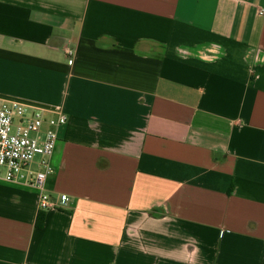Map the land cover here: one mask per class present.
<instances>
[{
    "label": "crops",
    "instance_id": "0c3cea01",
    "mask_svg": "<svg viewBox=\"0 0 264 264\" xmlns=\"http://www.w3.org/2000/svg\"><path fill=\"white\" fill-rule=\"evenodd\" d=\"M0 98L72 197L0 177V264H264V0H0Z\"/></svg>",
    "mask_w": 264,
    "mask_h": 264
},
{
    "label": "built area",
    "instance_id": "2783aa9c",
    "mask_svg": "<svg viewBox=\"0 0 264 264\" xmlns=\"http://www.w3.org/2000/svg\"><path fill=\"white\" fill-rule=\"evenodd\" d=\"M66 52L73 62L74 51L68 48ZM47 112L17 100L0 98V177L32 188L39 198L40 210L72 202L71 196L62 194L53 198L46 189L47 178L54 172L51 159L59 129L67 122L65 114L47 116Z\"/></svg>",
    "mask_w": 264,
    "mask_h": 264
},
{
    "label": "trees",
    "instance_id": "16d2710c",
    "mask_svg": "<svg viewBox=\"0 0 264 264\" xmlns=\"http://www.w3.org/2000/svg\"><path fill=\"white\" fill-rule=\"evenodd\" d=\"M44 217H45L44 213H41V212H40V214H39V216H38V225H39V226L42 225V222H43V220H44Z\"/></svg>",
    "mask_w": 264,
    "mask_h": 264
}]
</instances>
